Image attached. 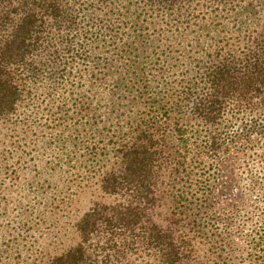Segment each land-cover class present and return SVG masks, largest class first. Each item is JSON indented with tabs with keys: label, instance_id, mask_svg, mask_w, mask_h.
<instances>
[{
	"label": "trees",
	"instance_id": "16d2710c",
	"mask_svg": "<svg viewBox=\"0 0 264 264\" xmlns=\"http://www.w3.org/2000/svg\"><path fill=\"white\" fill-rule=\"evenodd\" d=\"M80 54L90 67L74 68ZM60 59L56 68L46 65ZM62 85L61 106L40 111L41 98L51 100ZM28 100L45 119L35 132L43 143L50 137L46 162L39 156L28 167L19 161L9 167L4 156L14 141L7 147L0 138V174L9 177L8 191L36 193L43 209L27 235L46 221L44 215L52 218L77 202L82 190L94 195L98 188L108 196L125 189L120 199L129 207L118 214L123 226L101 231L109 242L89 256L87 248L97 243L93 232L107 215L100 208L77 219L60 216L68 219L67 230L84 237L64 253L52 257L41 233L5 242L15 253L10 260L134 264L128 256L142 251L140 243L163 264L188 256L195 263L233 264L220 253L226 251L221 233L208 230L212 174L205 177L189 148L202 138V152L216 157L227 138L219 126L228 109L264 122V0H0V127L15 129L22 122L17 111ZM184 116L201 121L190 129ZM156 185L165 189L160 199L169 197L171 204L167 230L152 235L157 226L147 228L144 214L155 202Z\"/></svg>",
	"mask_w": 264,
	"mask_h": 264
},
{
	"label": "rangeland",
	"instance_id": "374dc122",
	"mask_svg": "<svg viewBox=\"0 0 264 264\" xmlns=\"http://www.w3.org/2000/svg\"><path fill=\"white\" fill-rule=\"evenodd\" d=\"M98 55V51H95L94 55ZM47 56H40L39 59L43 61ZM74 68L90 67V62L83 61V55H78L75 58ZM60 62L55 65L47 64L48 68H55ZM77 69V68H76ZM88 69V68H86ZM55 71V70H54ZM44 74H47L44 73ZM56 82V89L58 90V84L60 79ZM65 84V83H64ZM63 84V85H64ZM62 85V89L54 91L52 99L43 97L39 101L40 111L44 110L49 114L48 109L51 105L55 104L54 110L61 106V98L64 97L66 89ZM61 87V86H60ZM21 115L22 122H17V126L13 130H6L0 127V138L6 140L5 145L7 147L11 144L10 153H6L4 156L7 160L9 167L17 166V161L22 163L23 166L28 167L33 161L34 157H42L43 162H46L47 154L44 156L43 151L49 138L44 139L43 143L39 140L38 135L35 132V125L37 123L44 122L45 119H39L36 114V106L33 100H28L23 103L17 111ZM231 110H227L225 121L219 126L220 129L227 130V138L223 139L224 146L219 149V153L216 157L212 158L205 152H202L201 145L203 139L199 140V143H192L189 148L191 157L199 159L200 166L204 170L205 177L212 174V193L207 195L206 210L208 218L211 221L212 228L209 231L221 233L219 240L224 242L226 251L221 252L224 257L228 255L230 261L233 264H264V129L261 128L262 117H255L249 112H239L235 115H230ZM187 115H190L188 113ZM264 116V115H263ZM20 121V120H19ZM190 129L198 126L197 118H187L184 116V120ZM197 124V125H196ZM31 125V126H30ZM219 125V124H218ZM254 127V128H253ZM4 133L6 137H3ZM194 140V139H193ZM198 145V146H197ZM58 152V148L55 149ZM151 153H145V157L149 159ZM44 157V160H43ZM0 156V163H1ZM110 158V156H109ZM109 164V170L112 169V158ZM161 161V160H160ZM145 160L140 157L139 164H144ZM144 169L139 171V175L143 173ZM131 172V169H129ZM157 174V173H156ZM168 175V174H166ZM43 177V176H42ZM9 177L0 174V182L5 180V184L0 185V201L3 197H8L7 202H0V264H15L13 260H10L15 253L8 250V247L4 245L10 238L24 237L27 235V231L31 227L35 226L33 221L36 220L39 213L43 212L42 206L38 210V205L35 202L34 195L31 193L27 195L24 189H17L13 192L8 191ZM56 177L51 180V184H56ZM130 186L127 188L130 190ZM163 186L156 185L152 193L153 200L155 201L150 208L146 209L144 214V220H147V228L153 226L156 227L151 233L156 234V229L161 228L167 230L169 225V211L170 198L161 197V193L165 191ZM128 190V191H129ZM104 195L100 189H96L93 194L87 193L82 190L80 199L77 202L69 204L68 207L63 208L57 216L52 218L46 217V221L42 223L38 228L31 231L26 237L27 239L33 237L37 238L41 233L43 238L41 242L45 246V250H48L50 255L57 256L67 251L70 247L74 246L78 242H81L83 235H77L72 233V230H67L69 225L66 217H60L62 214L74 215V218H81L85 212L92 211L93 208H100L105 211L107 215L103 216L97 226H100L101 230L97 233L93 232L91 242L97 243L92 247L87 248V253L93 251V248L97 245H105L109 242V236L106 233H101L103 230H108L109 225L123 226V215H119V211L125 210L129 207L126 199H120L122 193ZM68 193V192H67ZM62 195L59 193L57 197V203H61ZM95 203L97 205H95ZM116 207L111 209L113 206ZM41 217V216H40ZM121 217V219H119ZM61 219V221H58ZM155 224V226H154ZM33 225V226H32ZM175 227V226H173ZM152 228V229H153ZM151 231V230H150ZM26 232V233H25ZM84 238V237H83ZM25 239V241H27ZM138 248L140 251L137 254L129 255L130 260L134 264H163L159 262L151 251L146 250L145 247L139 243ZM206 248H201L198 251V255H202ZM105 251V250H104ZM25 253H23L24 255ZM211 257H213L211 255ZM193 257L188 256V260L176 262L175 264H187ZM200 259V258H199ZM123 263L126 261L124 259ZM213 260V259H212ZM194 261V260H193ZM193 264H204L195 263Z\"/></svg>",
	"mask_w": 264,
	"mask_h": 264
}]
</instances>
